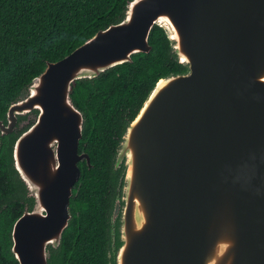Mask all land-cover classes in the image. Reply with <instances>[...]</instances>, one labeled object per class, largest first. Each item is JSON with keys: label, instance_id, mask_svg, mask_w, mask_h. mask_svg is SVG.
Listing matches in <instances>:
<instances>
[{"label": "water", "instance_id": "obj_1", "mask_svg": "<svg viewBox=\"0 0 264 264\" xmlns=\"http://www.w3.org/2000/svg\"><path fill=\"white\" fill-rule=\"evenodd\" d=\"M156 24L188 71L160 79L123 135L114 262L264 264V0H132L121 22L47 64L0 120L10 133L38 110L14 149L37 200L13 228L20 264H49L90 163L73 84L150 53Z\"/></svg>", "mask_w": 264, "mask_h": 264}, {"label": "trees", "instance_id": "obj_2", "mask_svg": "<svg viewBox=\"0 0 264 264\" xmlns=\"http://www.w3.org/2000/svg\"><path fill=\"white\" fill-rule=\"evenodd\" d=\"M130 1L0 0V119L6 120L10 105L49 62L121 22ZM150 43V53L134 54L133 62L72 86L73 102L84 112L79 151L89 154L90 163L79 162L73 216L61 246L51 250L49 264H115L112 216L123 183L124 166L116 167L123 135L160 79L188 71L164 27L155 25ZM26 128L0 135V264H19L11 251V233L20 214L14 199L22 200L25 185L13 170L10 145ZM4 204L9 207L2 208Z\"/></svg>", "mask_w": 264, "mask_h": 264}, {"label": "flooded vegetation", "instance_id": "obj_3", "mask_svg": "<svg viewBox=\"0 0 264 264\" xmlns=\"http://www.w3.org/2000/svg\"><path fill=\"white\" fill-rule=\"evenodd\" d=\"M18 101V100H17ZM9 110V109H8ZM35 110L31 111L29 114L27 115H18V118H17V123L14 127V130L10 133H6V134H3L0 130V135H10L12 133H19L21 130H23L24 127L27 126V128L21 133L19 134V136L14 140L13 144L10 145L11 148H12V159H13V170L15 171V173L18 175V177L22 180V182L24 183L25 185V195L24 197L22 198V200L19 202V199L18 198H15L14 201H15V205H17V203H19V206H15L14 205V209L15 207L19 209L20 211V214L18 215L17 217V220L19 218H21L26 212H33V210L36 208V204H37V200H36V195L34 193V191L28 187V185L26 184V182L24 181V179L22 178L20 172L18 171L17 167H16V163H15V154H14V149H15V145H16V142L17 140L19 139V137L25 133L27 130H29L33 125L34 123L36 122L37 120V117H38V113H34ZM7 114H8V111H7ZM6 120H2L0 119L5 125H8L9 124V121H8V115H6ZM81 162V161H80ZM75 189V188H74ZM7 203V202H5ZM8 208L9 207V204H4L2 206V208ZM1 208V209H2ZM16 220V221H17ZM15 221V223H16ZM14 223V225H15ZM14 225H13V228H14ZM117 225H118V222L114 225V228H117ZM13 228H12V232H13ZM113 228V226H112ZM12 234V233H11ZM12 241H13V237H12ZM117 242H118V239L117 241L115 242V244L112 246V251H113V248L114 246L117 247ZM62 244V243H61ZM61 246V245H60ZM59 246V247H60ZM12 247H13V244H12ZM12 247H11V251H12ZM58 247V248H59ZM57 249L53 246H48V250L51 252L52 249ZM13 253V251H12ZM13 255L15 256V258L17 259L16 255L13 253ZM50 259V258H49ZM18 263L20 264V261L17 259Z\"/></svg>", "mask_w": 264, "mask_h": 264}]
</instances>
